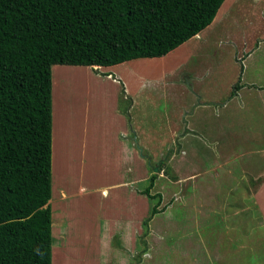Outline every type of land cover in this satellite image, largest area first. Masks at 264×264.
Here are the masks:
<instances>
[{"label":"rangeland","instance_id":"rangeland-1","mask_svg":"<svg viewBox=\"0 0 264 264\" xmlns=\"http://www.w3.org/2000/svg\"><path fill=\"white\" fill-rule=\"evenodd\" d=\"M223 5L217 21L230 10L225 25H209L161 58L108 68L52 67L53 138L63 123L86 157L80 160L76 150L71 168L66 147L62 158L55 145L52 187L66 192L55 191L49 202L52 264H264V218L250 206L264 178L252 176L264 170V0ZM254 41L259 50L246 58ZM236 81L249 93L240 90L235 100ZM115 115L132 131L134 155L136 145L142 155V163L130 158L120 172L111 155V135L119 129ZM153 174L150 194L160 195L158 205L140 195ZM121 179L133 183L126 194L124 188L107 191L117 197L110 203L101 189ZM84 181L93 186L84 190L92 201L78 193ZM153 205L158 213L144 226ZM70 230L90 238L77 239L78 246L68 239ZM97 236L102 242L109 237L108 244ZM212 248L223 255L220 262L213 255L214 262L207 261L204 249Z\"/></svg>","mask_w":264,"mask_h":264},{"label":"trees","instance_id":"trees-1","mask_svg":"<svg viewBox=\"0 0 264 264\" xmlns=\"http://www.w3.org/2000/svg\"><path fill=\"white\" fill-rule=\"evenodd\" d=\"M224 1L0 0V264H52V67L161 58ZM156 178L140 195L158 205Z\"/></svg>","mask_w":264,"mask_h":264},{"label":"crops","instance_id":"crops-1","mask_svg":"<svg viewBox=\"0 0 264 264\" xmlns=\"http://www.w3.org/2000/svg\"><path fill=\"white\" fill-rule=\"evenodd\" d=\"M229 0H225L224 2H223V4H225L226 2H228ZM237 0H230V3L231 4H233L234 5V3L236 2ZM222 4V5H223ZM221 5V6H222ZM232 5V6H233ZM224 6V5H223ZM232 8V7H231ZM230 8V9H231ZM221 9L219 8V10H218V12H217V14H216V16H215V18H214V20L212 21V23L210 24V26L211 25H213L214 23H217V24H220V25H225L223 22V19H224V17L226 16V14L230 11V10H228V11H223L222 12V14H223V16H222V18H220L218 21H217V18H218V16H219V14H220V11ZM209 27V26H208ZM206 29V28H205ZM199 35V34H198ZM263 42L262 43H260V45H264V40H262ZM256 43V41H254V44H253V47H252V50L248 53V55L246 56V58L249 56V55H251L252 53H254L255 51H258L259 50V47L260 46H258V45H256L255 44ZM256 45V46H255ZM243 46H244V43H243ZM234 79H235V77L233 76V80L232 81H234ZM109 81H111L112 80V82H114L113 80L114 79H108ZM231 81V82H232ZM237 82V81H236ZM242 87L237 91V92H239L240 90H241V92H245L244 94H246V95H248V93H249V91H245L244 90V87H243V85H241ZM72 91H74L75 89H71ZM71 90H69V91H71ZM256 90V89H255ZM121 92V91H120ZM235 93V96H234V98L233 99H237L239 96H240V93ZM262 93L263 92V90H256V93L259 95V93ZM53 96V95H52ZM73 97L76 99V97H77V93H74V95H73ZM53 98H54V96H53ZM115 102H116V104H115V111L117 112L118 111V105L117 104H119V98L117 97V99L115 100ZM210 102H212V103H215V101H213V100H211ZM72 112V114H73V107H71L69 110H67V113L69 114V112ZM119 114H121V113H119ZM115 117H116V119H117V122H118V124H119V129L115 132V136H113V135H111L112 137H114V140H113V142H115L114 144H113V153L111 154L112 155V157L114 158V159H116L117 161H118V171L120 172V169H121V167H122V165L128 160V159H130V158H134L135 160L137 159L138 161H139V159L138 158H140V160H141V152H139V150L141 151V149L140 148H138L137 147V145H136V149H137V151H138V153L139 154H137V155H134V151H133V148H132V145L131 144H133V142L135 143V141L131 138V136L129 135L130 134V132H132L131 131V129L129 128V126H128V124L126 123H124V118H122V121L119 119V117H121V115H115ZM64 126V124L63 123H57V134H58V137H57V139H55V138H53V135H54V125H53V104H52V138H53V144H52V155H51V159H53V165H54V157H55V145L56 144H58V149L60 150V154H59V156H62V158H63V155H64V152H65V147H66V152H67V156H71V168L73 167V165L75 166L76 164L75 163H73L72 162V159L73 158H77L79 155H76L77 154V152H79L80 151V157H79V159L80 160H82V161H84V162H86V157L83 155V148H81V149H79L78 147L76 148L75 147V145H76V138L75 137H73L72 135H68L67 136V133H64L63 132V127ZM129 143V144H128ZM77 146V145H76ZM139 149V150H138ZM76 150H77V152H76ZM74 152H76L74 155H73V153ZM262 153H263V155H261L260 156V158H262L261 160H263L264 161V151H261ZM258 154V153H257ZM132 161V160H131ZM140 162V161H139ZM73 163V164H72ZM141 163H142V160H141ZM141 163H140V166L137 168V169H139V171L138 172H141ZM139 164V163H138ZM129 166L127 165L126 166V168L124 169V173H125V175L127 174V172H128V170H129V168H128ZM54 168V167H53ZM248 170H250L251 171V173L253 172V170L254 169H248ZM51 172H52V160H51ZM52 174V173H51ZM258 174L259 175H261V176H263L264 177V170L262 171V172H260V173H257V174H254V175H252V176H257L258 177ZM264 178H262L261 180L259 179V178H257L256 180H260V182L257 184V186H256V188H255V190H254V192H253V194H251V205L250 206H252L254 209H256V211L257 212H259L260 213V215L262 216V220H263V218H264V182H261V181H264L263 180ZM54 180H55V176H54ZM53 182V181H52ZM53 183H55V181L53 182ZM66 183V181H63V182H61L60 183V185H62V184H65ZM129 183V184H128ZM126 182L125 181V179H121V180H118L116 183H113V184H109V186H106L105 188H103V189H101V192H113V191H116V190H120L121 188H124V190H125V194H126V192H127V190L129 189V188H127V185H131L133 182L132 181H130V182ZM57 187V186H56ZM93 186H86L85 185V181H84V184L82 183V184H80L79 186H78V193H81L80 191H83V193H87V197H85V199H84V202L85 201H87V200H90V201H92V197H89V192H87V191H84L86 188H92ZM61 188V187H60ZM127 188V189H126ZM55 191H57L56 189H55V186H53L52 187V197H53V195H54V192ZM58 191L60 192H62V193H64V192H66V190L64 191L62 188L61 189H58ZM57 191V192H58ZM135 191V190H134ZM108 192H107V194H108ZM130 192H133V189H131V191ZM135 192H133V194H134ZM112 194L113 193H110V194H108V199H109V202L110 203H113V202H115L116 200H117V197L116 198H113L112 197ZM125 194L123 195V199L124 200H126L127 199V196H125ZM80 197H82L83 198V195H81ZM129 200H130V198H128ZM132 200L134 199V198H131ZM51 200H52V198H51ZM51 202V201H50ZM128 202V201H127ZM61 210H63L64 212H65V214H66V212H67V219L66 220H68V222H71V220H70V218H69V215H70V213L71 212H68L67 210H66V208H65V204H61ZM62 212V211H61ZM60 216V215H59ZM85 215H82L81 216V218H83ZM262 222H264V221H262ZM108 224H109V226H110V230L109 231H107V235H109V237H111L110 236V233H111V230H112V226L114 225V220L113 219H110V220H108ZM53 229V228H52ZM70 231H72V232H70ZM69 231V233H68V235H69V237H68V239H71V240H77V239H80V238H82V240H83V238H90V236L89 235H78V231L77 230H70ZM70 234H72V238L70 237ZM75 237V238H74ZM109 237H105L104 238V240H105V242H102V241H100V238H99V236H97V241L99 242V243H101V244H103V245H107L108 244V239H109ZM77 244H78V246H80L81 244L78 242V240H77V242H76ZM90 246V245H89ZM205 250V254L204 255H207V261L210 263L211 261L210 260H212L213 261V259L215 258L216 259V261H218V262H220V259L218 258L219 256H221L222 254H219V253H217L216 251H217V249H215V248H212V249H204ZM213 255V259H211L210 258V256H212ZM223 256V255H222ZM214 259V260H215ZM214 262V261H213ZM213 264V263H212Z\"/></svg>","mask_w":264,"mask_h":264},{"label":"water","instance_id":"water-1","mask_svg":"<svg viewBox=\"0 0 264 264\" xmlns=\"http://www.w3.org/2000/svg\"><path fill=\"white\" fill-rule=\"evenodd\" d=\"M161 164V161H159V163L157 164L158 166ZM157 167L153 169L154 172H157Z\"/></svg>","mask_w":264,"mask_h":264}]
</instances>
